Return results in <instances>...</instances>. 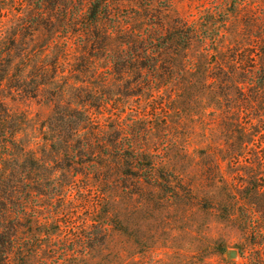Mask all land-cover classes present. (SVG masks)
Wrapping results in <instances>:
<instances>
[{
    "label": "rangeland",
    "instance_id": "1",
    "mask_svg": "<svg viewBox=\"0 0 264 264\" xmlns=\"http://www.w3.org/2000/svg\"><path fill=\"white\" fill-rule=\"evenodd\" d=\"M89 1L1 5L0 264L264 256V0Z\"/></svg>",
    "mask_w": 264,
    "mask_h": 264
},
{
    "label": "trees",
    "instance_id": "2",
    "mask_svg": "<svg viewBox=\"0 0 264 264\" xmlns=\"http://www.w3.org/2000/svg\"><path fill=\"white\" fill-rule=\"evenodd\" d=\"M6 0H0V11L2 9V3ZM57 0H43V2H46L50 5H54ZM144 2L146 5L152 4V3H163L165 6L169 5L171 0H141ZM88 6L86 7L85 10V15L87 16V20L91 24H98L101 20L106 19L108 14H109V8L106 2L103 0H90L87 4ZM191 35H194V30L190 28V26H187L184 22L182 21H175V23L171 24L169 29L166 31L165 34H160L156 36L154 39H149L146 40L144 39L143 41L139 42V49L141 52H146L148 49H161V48H168L170 45H177L178 41L182 40L184 45L187 43L188 39H190ZM144 54V53H143ZM5 118L1 119L0 125L4 128L6 127L7 124V119L8 115L5 114ZM4 142H7L5 140H2ZM132 157V156H131ZM5 166H1L0 163V190H2V186L4 181V176H7L8 173H10L8 170H5ZM8 171V172H7ZM140 175V174H139ZM143 179L149 180L150 179V174L145 172L143 174ZM1 197V196H0ZM246 215V214H245ZM7 212L3 208H0V260L5 259L8 256V253L12 252L13 250V245H12V240L8 238L7 234L5 233L4 227V222L7 220ZM247 221H254L256 217L252 216L249 214L247 216ZM19 253V252H18ZM19 263L18 264H24L23 263V258L22 256H19L18 258ZM251 264H264V256L259 255L253 258Z\"/></svg>",
    "mask_w": 264,
    "mask_h": 264
}]
</instances>
